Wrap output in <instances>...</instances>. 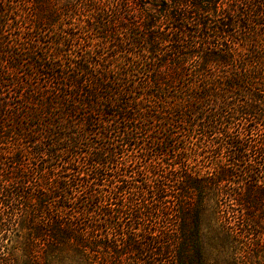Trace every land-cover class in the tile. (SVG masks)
<instances>
[{"label":"trees","instance_id":"obj_1","mask_svg":"<svg viewBox=\"0 0 264 264\" xmlns=\"http://www.w3.org/2000/svg\"><path fill=\"white\" fill-rule=\"evenodd\" d=\"M0 264H264V0H0Z\"/></svg>","mask_w":264,"mask_h":264},{"label":"rangeland","instance_id":"obj_2","mask_svg":"<svg viewBox=\"0 0 264 264\" xmlns=\"http://www.w3.org/2000/svg\"><path fill=\"white\" fill-rule=\"evenodd\" d=\"M211 232V231H210ZM212 233V232H211ZM211 235V234H210ZM205 241V240H204ZM205 252H206V255L211 258L214 253H215V250L212 248V247H207V245L205 244Z\"/></svg>","mask_w":264,"mask_h":264}]
</instances>
